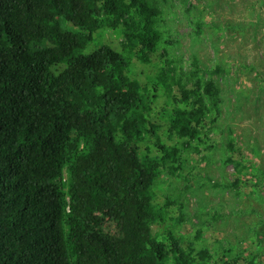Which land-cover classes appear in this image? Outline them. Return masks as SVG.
Wrapping results in <instances>:
<instances>
[{"label": "trees", "instance_id": "16d2710c", "mask_svg": "<svg viewBox=\"0 0 264 264\" xmlns=\"http://www.w3.org/2000/svg\"><path fill=\"white\" fill-rule=\"evenodd\" d=\"M154 1L0 0V264H209L153 230L172 205L157 204V181L179 174L207 126L204 98L183 90L167 119L181 147L162 142L152 101L179 87L175 70L166 64L148 85L131 75L160 51ZM106 29L121 32L122 49L86 53ZM230 148L238 169L246 160Z\"/></svg>", "mask_w": 264, "mask_h": 264}, {"label": "rangeland", "instance_id": "374dc122", "mask_svg": "<svg viewBox=\"0 0 264 264\" xmlns=\"http://www.w3.org/2000/svg\"><path fill=\"white\" fill-rule=\"evenodd\" d=\"M154 3L160 11V51L152 64L135 60L131 75L148 85L166 64L175 70L179 87L173 94L160 91L152 101V121L161 128L162 142L178 147L183 142L167 136L173 96L181 97L184 90L191 98L199 92L207 107L206 129L180 156L179 174H166L156 183L157 204L172 205L154 233L171 230L185 248L206 251L209 264L224 259L249 264L254 256L255 264H264V0ZM124 42L119 30L106 29L86 53L105 45L121 50ZM210 82L216 88L213 96L207 93ZM154 140L141 145L143 153ZM232 143L246 160L238 169L226 161L240 162ZM237 180L241 188L233 186Z\"/></svg>", "mask_w": 264, "mask_h": 264}]
</instances>
